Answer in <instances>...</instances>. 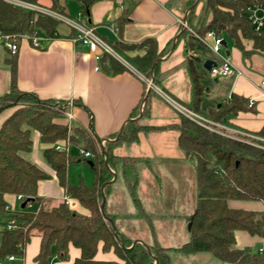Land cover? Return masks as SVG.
I'll list each match as a JSON object with an SVG mask.
<instances>
[{
    "label": "crops",
    "instance_id": "0c3cea01",
    "mask_svg": "<svg viewBox=\"0 0 264 264\" xmlns=\"http://www.w3.org/2000/svg\"><path fill=\"white\" fill-rule=\"evenodd\" d=\"M57 1L64 7L67 17L77 18L80 13L77 2ZM191 1L99 0L91 5L87 18L82 16L86 23L90 20L87 25L107 44L115 41L138 44L145 39H153L159 53L152 66H156L154 88H150L142 74L131 65L119 74H107L87 48L70 41L73 32L64 24L55 30L57 36L43 42L41 48L35 49L27 42L21 43L15 56L16 87L21 92L35 94L40 100L62 104L72 102V106H67L74 117L72 126H78L88 134L96 152H105L104 160L107 158V150L110 156L135 159V164L126 170L122 168L120 160L114 159L113 169L109 170L110 181L105 193L104 210L112 221L116 234L146 246L156 242L161 247L169 248L171 264L173 258L188 262L202 260L198 262L201 264H225L217 262L210 255L185 256L176 251L188 240V225L196 209V159L188 156L177 144L179 132L173 125L180 124L183 116L173 108L169 100L189 108L192 83L186 62L192 59L193 67L200 75L199 82L206 88L198 106V114L205 116L209 110L219 108L221 103L234 95L242 97L246 102L251 100L253 105L250 109L227 115L219 123L213 122L226 134L257 137L255 134L264 125V87L260 86L261 80H264V51L249 53L252 51V42L245 40L241 41L244 51L249 53L245 55L230 40L228 46L225 38H222L220 48L224 52L215 60L206 55L205 50L209 48L194 40V45L190 48L188 33H182L181 22L185 21L189 9L198 0L190 5ZM51 2L52 0H40L44 7H49ZM123 13L126 21L118 30L117 21ZM209 42L210 45L211 41ZM143 52L144 50L127 51L125 54L131 56ZM8 58V52L0 47V96L9 88ZM223 58H227L232 64L234 72L216 78L211 76L209 69L204 67L205 62L211 61L213 66L220 64ZM142 108L144 115L136 116V111ZM10 112L11 109L0 112V123ZM131 121H137L145 129L139 131L135 142L129 145L118 143L116 140L123 128ZM33 136L31 157L34 159L33 163L41 164L37 154L50 145L40 143L37 132L34 131ZM70 146H67V152ZM117 169L121 172L127 194L125 212L117 206L116 194L113 192L118 181ZM45 171L53 178L39 182L37 196L42 198L45 205L46 198L55 200L54 203H49L50 208L61 202L64 194L54 171L50 168H45ZM127 182L133 186L132 195ZM4 201L10 212L21 209V203L16 200L15 195H5ZM227 205L233 209L264 212V203L261 201L228 200ZM75 212L88 214L79 203ZM7 219L5 217L2 220L0 230ZM127 221H131L130 224ZM129 228L132 229L130 232ZM159 231H163V241ZM233 237L237 249L264 253L262 237L250 235L243 230H235ZM39 245L40 237L31 236L22 260L8 264H34L33 258L38 253ZM101 246L99 243L95 260L122 263L112 250L104 253ZM79 256L80 250L69 244L67 259L58 261L52 258L49 264H72ZM154 263L153 261L152 264Z\"/></svg>",
    "mask_w": 264,
    "mask_h": 264
},
{
    "label": "trees",
    "instance_id": "16d2710c",
    "mask_svg": "<svg viewBox=\"0 0 264 264\" xmlns=\"http://www.w3.org/2000/svg\"><path fill=\"white\" fill-rule=\"evenodd\" d=\"M42 6L40 0H20ZM79 4L80 13L89 16L91 5L99 0H74ZM202 1L203 21L195 24L191 21V11L186 15V26L203 36L213 31L217 36L226 38L247 55L255 51H264V32H255L243 10L256 1L264 0H200ZM44 7V6H43ZM50 10L65 15L64 7L57 0H52ZM126 21L124 13L117 21L120 30ZM60 23L34 11L16 7L5 0H0V31L6 35L32 33L40 30L45 34L55 31ZM183 34L188 33L183 29ZM241 39L252 42V51L246 53ZM190 40V41H189ZM194 38L188 33V46H193ZM109 47L121 53L135 69L155 83V68L152 67L159 53L153 39H145L138 44L109 42ZM144 50L142 54L128 56L127 51ZM16 55H10L7 63L10 69L8 91L0 96V112L11 109L0 123V224L2 220L14 218L16 228L11 231L0 230V260L8 255L23 257L24 249L31 236L40 237L39 250L33 258L34 264H49L52 258L58 261L67 259L68 246L78 248L80 256L72 264H171L169 248L154 242L150 246L135 244L115 233L100 211L103 184L110 181L109 170L113 169V160L118 159L124 170L135 164L129 157H114L104 151L97 153L88 134L78 126L68 127L60 111L55 108L57 102L40 100L35 94L21 92L16 87ZM192 59L186 64L192 83V100L188 106L199 113V103L206 88L200 84V75L195 71ZM102 69L109 75H116L125 67L102 53L99 59ZM59 103V102H58ZM16 107V109H13ZM245 99L234 95L230 100L211 109L205 117L214 122H221L225 116L246 111ZM179 132L177 144L188 156L196 159V209L191 218L189 235L186 243L176 249L180 254H208L225 264H264V253H251L249 249H237L233 233L243 230L250 235L264 239V212H251L229 208L228 200H251L264 203V141L239 140L211 132L186 118L180 124L173 125ZM145 129L137 121L125 125L118 143L131 144L137 140L139 131ZM31 131L37 132L39 142L48 144L43 149L42 158L54 171L63 194L78 201L88 214L81 215L70 211L63 202L48 208L42 198L37 196L38 184L48 179L49 174L21 154L28 153L32 147ZM264 140V125L255 134ZM67 142L68 145L81 147L93 152L91 168L95 175L91 187L80 181L77 185L67 183L66 168L79 160L69 156L66 150L56 151L53 145ZM130 194L133 186L127 182ZM107 185L103 187L105 197ZM23 195L32 203V209H19L10 212L4 196ZM105 217L109 216L105 212ZM118 237V240L116 239ZM103 252L113 251L122 261L95 260L98 244ZM149 250V253L147 252Z\"/></svg>",
    "mask_w": 264,
    "mask_h": 264
},
{
    "label": "built area",
    "instance_id": "2783aa9c",
    "mask_svg": "<svg viewBox=\"0 0 264 264\" xmlns=\"http://www.w3.org/2000/svg\"><path fill=\"white\" fill-rule=\"evenodd\" d=\"M6 2L25 9L34 11L43 15H47L55 20H57L60 24L66 25L73 32V35L69 38L73 44H78L87 48V50L93 54L94 59L99 61L102 53H108L113 55L112 49L105 43L95 32L94 30L87 25L85 20H83L81 13L78 14L76 19H71L66 15H62L58 12L50 10L48 7L38 6L34 4H30L20 0H5ZM243 14L246 19L253 27L255 32H264V2L256 1L253 4L246 6L243 10ZM82 20V21H81ZM181 26L184 29H187L188 33L194 38V42L201 44L204 47L209 48L213 53H218L223 39L220 36H217L213 31H208L205 35L201 36L197 34L194 30L187 28L185 21L181 22ZM57 34L55 31L50 32L49 34H45L40 30H34L32 33H24V34H16L13 36H9L0 31V46H2L6 52L10 55H16L20 45L22 42H27L30 47L38 49L41 48V45L46 40H49L52 37H56ZM208 41H211V44H208ZM234 72V68L232 64L228 61L227 58H223L220 64H215L210 67L209 73L213 77L227 76ZM145 83L151 88L154 86L147 79ZM260 86L264 87V80H261ZM155 90V89H154ZM165 99L169 100L165 95ZM169 103L175 108L184 118L190 120L191 122L218 134L237 138L239 140H258L264 141L258 137L241 134V136H233L230 134H226L222 131L216 130L214 127H220L218 124L214 122H210L202 117V115L192 111L189 108L179 105L175 101L169 100ZM248 106L253 105V101H248ZM67 106H72V102H68L66 104L56 103L55 108L61 112L63 119L68 127L72 126L74 123V117L72 112L67 109ZM142 107V106H141ZM101 147H103V142L100 143ZM67 142H63L62 144L56 143L53 145L54 150L56 151H67ZM78 153L85 159H92L94 154L92 152L86 151L83 148H78ZM16 200L21 204L25 202L24 208L32 209V203L23 195H15ZM64 205L70 210L75 212L78 207V201L70 196L64 195L62 201ZM8 208V207H7ZM17 222L14 218H8L4 224V230L11 231L16 228ZM22 259L18 258L14 255H8L4 258V260H0V264H8L10 262L18 261L20 262Z\"/></svg>",
    "mask_w": 264,
    "mask_h": 264
},
{
    "label": "rangeland",
    "instance_id": "374dc122",
    "mask_svg": "<svg viewBox=\"0 0 264 264\" xmlns=\"http://www.w3.org/2000/svg\"><path fill=\"white\" fill-rule=\"evenodd\" d=\"M195 2V0H192L191 1V4L192 5L193 3ZM202 1L198 0L197 3H196V6L194 8L193 11H191V21L193 24H195L197 21H203L204 19V15L202 13ZM186 19V18H185ZM186 24V22H185ZM61 25V24H60ZM62 26V25H61ZM184 29V28H183ZM191 36V35H190ZM226 42H227V45L229 46L230 45V41L228 39H226ZM190 41V40H189ZM242 42H245V40L241 39ZM209 42V41H208ZM194 43V42H193ZM210 43V42H209ZM194 45V44H193ZM109 46V45H108ZM1 48H3L2 46H0ZM4 49V48H3ZM5 50V49H4ZM6 51V50H5ZM113 51V55L111 54H108L109 56H111L112 59H114L115 61H117L119 64H121L122 66L124 67H127L128 65H131L133 66L129 61H127L124 56L119 53V52H115L114 50ZM206 52V55L208 57H210L211 59H217L219 56H221V54L224 52V49H220V51L216 54V53H213L210 49H206L205 50ZM135 69V67H134ZM136 70V69H135ZM143 78L144 79H147L149 82L152 83L153 86H156L155 83H153V80L152 78H146L143 74H142ZM152 88V87H151ZM141 108V107H140ZM13 109H16V107H14ZM144 109H139L136 111V116L137 115H144ZM204 119L210 121V122H213L212 120H210L209 118L205 117V116H202ZM216 130H219V131H222L224 133H227L225 132L221 127H214ZM212 132V131H211ZM33 133L34 131H31V140L33 141ZM228 134H231V133H228ZM241 136V135H240ZM32 150L30 153H23L21 154L25 159L27 160H31L32 162L34 161V159L31 157V154L33 152V145H32ZM99 151V150H98ZM97 151V152H98ZM101 153V151H99ZM105 153V152H104ZM68 154L69 156L71 157H74L76 158L77 160H79V153H78V149H76L75 146H70L68 148ZM37 159L39 160V162L41 164H39L38 162H34L37 166H39L40 168H42L43 170H45V168H50L46 163L45 161L43 160L42 158V152H38L37 154ZM37 160V161H38ZM87 161H93L92 159H89V160H81V161H74L72 163H70L69 165H67V168H66V174H67V182L69 185H77L80 181H82L84 183V185L90 187L92 186L93 184V181H94V172L92 170V168L90 167V165L87 163ZM43 164V165H42ZM44 167V168H43ZM51 169V168H50ZM52 170V169H51ZM116 175H117V185H115V187H113V192L116 194V198H117V206L119 207V209L123 212L126 211V206H125V199L127 198V194H126V189L124 187V183H123V179L121 177V172L119 169H117L116 171ZM51 174H49V178H53L50 176ZM129 179L130 181H132V177L129 176ZM51 180V179H50ZM53 180V179H52ZM46 207H49L50 206V202L54 203L55 200L51 199V198H46ZM50 199V200H49ZM131 221H127V224H130ZM4 228V226H3ZM2 228V229H3ZM1 229V230H2ZM4 230V229H3ZM132 229L129 228V232L131 231ZM147 233V232H146ZM143 234H145L143 232ZM148 234V233H147ZM159 235H160V239L161 241L164 240V234H163V231H159ZM105 253V252H104ZM200 255L202 256H207L208 254H203L201 253ZM115 256V255H114ZM177 256L181 257L180 255L177 254ZM116 257V256H115ZM199 258V257H198ZM197 258V259H198ZM216 260V259H215ZM202 260H198L197 262H188V261H183L182 259L180 258H173V263L172 264H201V263H198ZM217 262L221 263L220 261L216 260ZM203 263V262H202Z\"/></svg>",
    "mask_w": 264,
    "mask_h": 264
},
{
    "label": "water",
    "instance_id": "95a60500",
    "mask_svg": "<svg viewBox=\"0 0 264 264\" xmlns=\"http://www.w3.org/2000/svg\"><path fill=\"white\" fill-rule=\"evenodd\" d=\"M195 3H196V2H195ZM195 3L191 6V8H190L189 10H191V9L195 6ZM87 23L90 24V20H89V19L87 20ZM226 55H227V53H226ZM211 64H212L211 61H206L205 64H204V67L207 68V69H210ZM104 161H105V164H107V158H105ZM88 164H89L90 166L92 165L91 162H88ZM107 184H109V182L103 184V185L101 186V188H100V193H101L102 198H101V203H100V206H99V207H100V211H101V213H102L104 219H105V220L111 225L113 231L115 232V227L113 226L112 221H111L110 219L106 218V217H105V213H104V202H105V197H104V195H103V187L106 186ZM24 206H25V202L22 203V204L20 205V208L23 209ZM189 227H190V223H189V225H188V228H189ZM116 239L118 240V237H117V236H116ZM141 243H142V242H141ZM135 244H137V242H135V241L132 242L131 247H133ZM142 244H143L144 246H146L144 243H142ZM146 247H147V246H146ZM147 252H148V254H150L148 249H147ZM152 258H153V260L155 261V258H154V257H152Z\"/></svg>",
    "mask_w": 264,
    "mask_h": 264
}]
</instances>
